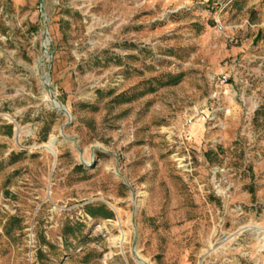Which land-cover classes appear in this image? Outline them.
Returning a JSON list of instances; mask_svg holds the SVG:
<instances>
[{"label":"rangeland","instance_id":"rangeland-1","mask_svg":"<svg viewBox=\"0 0 264 264\" xmlns=\"http://www.w3.org/2000/svg\"><path fill=\"white\" fill-rule=\"evenodd\" d=\"M261 20L264 0H0V264H264V101L206 111Z\"/></svg>","mask_w":264,"mask_h":264},{"label":"built area","instance_id":"built-area-1","mask_svg":"<svg viewBox=\"0 0 264 264\" xmlns=\"http://www.w3.org/2000/svg\"><path fill=\"white\" fill-rule=\"evenodd\" d=\"M259 30L264 33V20L259 25ZM217 30L221 32L230 43H236L233 36H227V27L221 24L217 25ZM258 45L254 47L255 50ZM254 63V70L249 71L247 68V60L241 57H231L224 63L223 69L217 74H213L209 77L210 84V95L209 102L206 106L209 112L208 121L215 122L219 115L223 112V107L221 104L223 93L228 90L232 91L235 99L241 104L246 105L251 102L253 108H257L262 102L261 98L264 95L259 94L264 93V55L254 54L252 58ZM250 95V96H249ZM201 115L198 109H193L191 115L187 117L185 126L187 128L191 127L196 119ZM183 134L187 136L186 129L183 130Z\"/></svg>","mask_w":264,"mask_h":264},{"label":"crops","instance_id":"crops-1","mask_svg":"<svg viewBox=\"0 0 264 264\" xmlns=\"http://www.w3.org/2000/svg\"><path fill=\"white\" fill-rule=\"evenodd\" d=\"M262 22V20L257 24V25H255L254 27L256 28V29H254L255 30V32H260V30H259V25H260V23ZM239 27H241V26H238V28ZM234 28H236V27H234ZM228 29V31H230L231 33L230 34H232L233 35V32H232V27H229V28H227ZM257 30V31H256ZM253 40H255V43L258 45V48H256L255 50L253 49L252 50V52L250 51V52H248V49H244L245 47L244 46H242V47H239V48H237L236 50L238 51V52H242V53H239V55L241 56L242 54H244L246 57H252L253 58V56H254V54H259V55H264V33H257V34H255L254 35V37L252 38ZM241 41V40H240ZM242 42V41H241ZM246 53V54H245ZM251 54H253L252 56H250ZM236 57V56H235ZM239 57V56H238ZM252 67L254 68V63H253V65H252ZM254 70V69H253ZM227 91V90H226ZM260 95H264V93H262V94H259V98H261L260 97ZM262 99V101H264V98H261ZM207 111V110H206ZM208 112V111H207ZM221 115V114H220ZM219 115V116H220ZM208 116H209V112H208V115H207V119H208Z\"/></svg>","mask_w":264,"mask_h":264},{"label":"trees","instance_id":"trees-1","mask_svg":"<svg viewBox=\"0 0 264 264\" xmlns=\"http://www.w3.org/2000/svg\"><path fill=\"white\" fill-rule=\"evenodd\" d=\"M85 212L92 219H97L100 216L104 219H113V213L103 205L98 207L88 206L85 208Z\"/></svg>","mask_w":264,"mask_h":264},{"label":"water","instance_id":"water-1","mask_svg":"<svg viewBox=\"0 0 264 264\" xmlns=\"http://www.w3.org/2000/svg\"><path fill=\"white\" fill-rule=\"evenodd\" d=\"M45 86L48 89L47 84H45ZM48 94H49V98H50L51 103H53V104L57 103L55 98H54V96H53V94H52V92L49 89H48ZM59 106H60V109H61L60 113L64 114L68 118V121L70 122V117H69V114H68L67 110L65 109V107L63 105H61V104H59ZM68 125H69V123H67L65 126H68ZM51 145H53V143H51ZM49 151L55 156V154H54V152L52 150H49Z\"/></svg>","mask_w":264,"mask_h":264},{"label":"bare ground","instance_id":"bare-ground-1","mask_svg":"<svg viewBox=\"0 0 264 264\" xmlns=\"http://www.w3.org/2000/svg\"><path fill=\"white\" fill-rule=\"evenodd\" d=\"M55 104H58V103H54V104L52 103L53 106H54ZM58 105H59V104H58ZM51 142H53V141H52V140L49 141V142H48V145L45 147V148L48 149V151L51 150V149H50V148H51V145H50ZM49 152H50V151H49ZM52 155H53V154H52Z\"/></svg>","mask_w":264,"mask_h":264}]
</instances>
